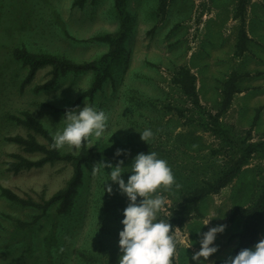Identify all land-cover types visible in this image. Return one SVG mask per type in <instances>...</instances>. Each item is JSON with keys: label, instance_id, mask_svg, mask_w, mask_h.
Wrapping results in <instances>:
<instances>
[{"label": "rangeland", "instance_id": "1", "mask_svg": "<svg viewBox=\"0 0 264 264\" xmlns=\"http://www.w3.org/2000/svg\"><path fill=\"white\" fill-rule=\"evenodd\" d=\"M75 2L0 0V186L38 202L65 186L73 168L63 161L19 173L7 169L12 153L33 159L42 156L6 140L29 133L9 115L29 110L50 132L61 129L65 111L95 77L90 70L68 72L60 74L55 86L35 91L51 78L52 68L46 66L22 88L28 68L13 57L15 47L90 61L111 49L96 36L126 32L118 56L111 62L110 76L92 98L83 97L78 105L83 108L86 102L108 115L106 136L87 144L108 149L110 154L83 165V181L66 213H58L57 204L43 212L0 194V264H118L119 232L128 200L117 191L118 185L107 182L111 169L93 172L98 161L115 164L124 160L127 181L131 160L138 153L154 151L167 160L175 184L167 191L159 190L166 204L157 213L158 221L167 222L182 208L183 190L221 175L244 154V143L264 142V0L248 3L246 18L251 19L253 42L250 53L239 63L235 62L241 24L236 18L238 0H171L165 12L160 10L161 0H125L120 9L115 0ZM251 56L254 67L249 69ZM235 64L245 75L238 85L246 91L238 93L231 108L216 120L223 83ZM183 66L197 77L200 108L175 82ZM145 128L154 133L148 143L138 132ZM118 148L130 154L115 157ZM61 150L77 153L80 147L66 145ZM106 182L113 193L105 190ZM263 186L264 148H258L228 186L204 198L199 212L175 229L172 264H195L191 256L200 249L197 231L207 232L220 224L227 228L215 241L219 251L204 264H222L232 256L248 222V215L237 210L250 207ZM262 238L264 221L259 240Z\"/></svg>", "mask_w": 264, "mask_h": 264}, {"label": "trees", "instance_id": "2", "mask_svg": "<svg viewBox=\"0 0 264 264\" xmlns=\"http://www.w3.org/2000/svg\"><path fill=\"white\" fill-rule=\"evenodd\" d=\"M85 0H76L75 4H83ZM125 0H115L116 6L120 9ZM171 0H161L160 10L166 11L167 5ZM250 0H238L236 18L241 21L238 41L236 44L237 54L242 55L246 49L249 37L246 30V12ZM126 32L107 33L98 35L95 39L109 43L111 49L99 59L90 61H76L73 59L60 57L51 53H36L28 50L25 47H15L13 49V57L21 61L27 68L28 73L22 83V88L32 82L39 69L50 66L51 78L45 83L35 87V91H41L46 88L53 87L57 84V79L60 74L68 72L94 71L95 77L90 87L86 89L80 97L73 103L70 108L79 105L83 97L92 98L93 95L102 87L103 83L110 76L111 62L115 61L119 53V47L125 38ZM241 75L233 71L230 76L224 81L222 89V101L220 109L215 116L218 120L225 114L233 102L235 93H237V83ZM175 82L179 85L183 93L190 98L192 103L197 107H201L199 94L197 90V77L188 67H181L175 78ZM9 119L16 124L25 127L29 133L24 136L21 134L6 137L7 141L16 143L27 153H40L42 156L38 159H33L24 156L20 153H12V160L7 161V169L14 173H19L24 169H33L42 167L47 163L63 161L69 163L73 172L67 180L64 187L56 191L48 199H43L41 202L35 201L31 197H23L6 186H0V194L6 199L16 202L22 206H33L40 208L46 212L48 208L57 204V212L60 214L68 212L71 208L77 188L83 181L85 163H92L100 157L109 156L110 151L100 147H90L87 143H82L79 152L56 150L51 147L52 136L46 125L37 118L31 111L26 110L21 114H10ZM38 135L43 137L46 142H42ZM245 145L244 154L232 164L221 175L212 180H207L203 184L193 186L180 193L183 200L182 208L175 210V213L169 218V222L173 226V232L177 227H183L185 221L195 213L199 212L200 202L207 196L219 193L223 188L228 186L235 177L239 174L241 168L247 163L248 158L255 149L264 148V142L259 144ZM177 183L175 186H178ZM248 215V222L244 230L239 234V243L234 249L232 256L238 254L241 249L254 246L259 241L261 227L264 221V186L259 197L254 203L247 208L238 209ZM40 218V216H37ZM22 226L26 222H20ZM174 258V256H173Z\"/></svg>", "mask_w": 264, "mask_h": 264}, {"label": "clouds", "instance_id": "3", "mask_svg": "<svg viewBox=\"0 0 264 264\" xmlns=\"http://www.w3.org/2000/svg\"><path fill=\"white\" fill-rule=\"evenodd\" d=\"M62 121L63 128L50 132L51 147L56 150H61L66 145L78 149L82 143L100 141L106 136L109 127L106 112L86 102L83 108L76 106L67 109ZM138 132L141 140L146 143L154 135L150 128ZM129 154L128 150L118 148L115 157ZM106 168L111 169L107 172V182L118 185L117 191L128 200L121 220L123 228L119 232L121 256L118 264H172L177 243L171 234L173 226L164 220H157V213L166 204V197L161 195L159 190L167 191L175 184V177L167 160L159 158L154 151L148 154L138 153L131 160L127 181L123 178L124 160L115 164L101 160L92 166L94 173L105 171ZM107 182L104 187L111 194L113 187ZM211 221L212 219L205 220L204 226L209 225ZM226 228L227 225L220 224L210 227L207 232L197 231L201 236L200 249L191 256L195 264H204V261H208L219 251L215 241ZM222 264H264V238L254 246L229 256Z\"/></svg>", "mask_w": 264, "mask_h": 264}, {"label": "crops", "instance_id": "4", "mask_svg": "<svg viewBox=\"0 0 264 264\" xmlns=\"http://www.w3.org/2000/svg\"><path fill=\"white\" fill-rule=\"evenodd\" d=\"M238 19V18H237ZM250 27H251V19L249 18V17H247L246 18V30H247V34H248V37H249V41H248V44H247V49H246V51L242 54V55H238L237 53H236V55H237V59H236V61L235 62H237V63H239V62H241L244 58H246L247 57V54H248V51H249V53H250V43H252L253 41V32H251L250 31ZM251 40V41H250ZM248 60H249V58H247ZM238 65V64H237ZM236 64L234 65V67H233V70H231V73L233 72V71H236V72H238L240 75H241V78L239 79V81H238V83H237V87H238V92L237 93H235V95H234V98H233V101H234V99H235V97H236V95L238 94V93H242V92H244V91H246L245 90V88L244 87H240V85H238L239 84V82H240V80L242 79V78H244V74H242L241 73V71H240V69L239 68H237L236 66H237ZM254 62H253V57L251 56L250 57V60H249V63L247 64V68H253L254 66ZM230 73V74H231ZM249 75V74H248ZM233 103V102H232ZM231 106H232V104H231ZM231 108V107H230ZM229 108V109H230ZM238 243H239V240H238ZM238 243H236L235 244V247H234V249L237 247V245H238ZM234 251V250H233Z\"/></svg>", "mask_w": 264, "mask_h": 264}]
</instances>
